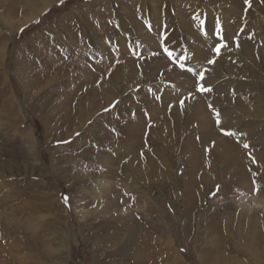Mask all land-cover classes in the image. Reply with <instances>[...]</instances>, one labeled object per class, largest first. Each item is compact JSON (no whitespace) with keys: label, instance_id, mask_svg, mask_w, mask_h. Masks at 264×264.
Here are the masks:
<instances>
[{"label":"rangeland","instance_id":"obj_1","mask_svg":"<svg viewBox=\"0 0 264 264\" xmlns=\"http://www.w3.org/2000/svg\"><path fill=\"white\" fill-rule=\"evenodd\" d=\"M40 1L23 20L22 0H0V264H245L228 237L264 221V1L201 0L219 42L183 4L169 30L165 0ZM209 61L255 83L201 90ZM252 239L263 263L264 231Z\"/></svg>","mask_w":264,"mask_h":264},{"label":"bare ground","instance_id":"obj_2","mask_svg":"<svg viewBox=\"0 0 264 264\" xmlns=\"http://www.w3.org/2000/svg\"><path fill=\"white\" fill-rule=\"evenodd\" d=\"M108 1L109 0H103V2H104V4H102L101 3V5H103L104 6V8L105 7H107V6H109L110 5V3H108ZM180 0H165V3H166V8H167V11H168V13L170 14V16H169V14L167 13V11H166V13H164V17H165V24H166V26H167V28H169V30H170V26H174V22H176V20H180V18L182 17V15L180 16V18L178 19V16H179V13H176L175 11H176V9L178 10V12H179V10H180V8L177 6V3L178 4H180V5H182L183 4V6H182V8L184 9V11L185 12H189L190 13V11L192 10V9H196L198 12H200V15H199V23H201V22H203V19H204V15H203V12H206L207 14H209L210 13V11L208 12V8H206V7H204L203 5V3L201 2V0H184V1H182V2H179ZM246 1V0H245ZM264 1V0H263ZM42 3L43 1H40V0H22V2L20 3V5H19V10L20 9H22L23 7H21V4H23L22 6H24V4L26 5V10L28 11V13H25V14H21L22 15V17H20L21 19H26V15H28L29 13H30V11L33 9V8H35L39 3ZM112 2H113V0H111V4H112ZM19 3V2H18ZM121 3V2H120ZM251 4V3H250ZM249 4V6H248V9L246 10V13H248V11L250 10V8L252 7V5L253 4H251L250 5ZM119 5V4H118ZM117 7V6H116ZM116 7H114V9H116V10H114V11H117V13H120V12H123V16L125 17V15H127L128 14V11L120 4V6H118L117 8ZM202 7L204 8V10L202 9ZM25 8V7H24ZM103 8V9H104ZM170 9H173L174 10V15L172 16L171 15V12H170ZM126 10V11H125ZM212 12H213V14L210 16V17H206V19H204V22H205V28H207V31L206 32H203L202 34H201V36H200V38H201V41L202 42H204V41H208L209 40V38H210V34H212V32H213V35H212V37L210 38V39H213V40H217V42H219V37L221 36L220 34H217V33H219L218 31H211L210 29H209V25H215V26H217V24H218V21H213V19H212V17L213 18H215V16L216 15H220V13L217 11V9H212ZM258 12H260V11H257L256 10V13L258 14L257 15V23H258V25L257 26H259L260 25V23H261V21L259 22V19H261V16H264V15H262V14H260V13H258ZM176 13V14H175ZM262 13V12H261ZM165 14H166V16H165ZM123 17V18H124ZM126 18V17H125ZM127 19V18H126ZM125 21V20H124ZM204 22H203V25H204ZM126 23H129L128 21H126ZM221 24H224V23H222V22H220ZM131 24V25H130ZM129 24V26L133 29V30H136L137 32H140V26H142V25H139L138 23H137V26H138V28H136V26H135V23L132 21L131 23ZM151 24H153V23H151ZM219 26V25H218ZM223 26H225V25H223ZM87 27V26H86ZM151 27H153V28H157V27H154V26H151ZM158 27H160L161 28V26L159 25ZM224 29V28H223ZM168 30V29H167ZM220 30V29H219ZM86 31H87V29H86ZM222 31V30H221ZM88 32V31H87ZM157 32H158V30H157ZM85 34H86V32H85ZM89 34V33H88ZM188 36V35H187ZM194 37H196V36H194ZM168 38H170L169 39V42H171V41H174V40H172L171 38V34L170 35H168ZM194 39V38H193ZM217 42H216V44H217ZM239 46H242V43H239L238 44ZM173 45H171L170 47H171V51L172 50H174V48L172 47ZM224 48V50H225V52L226 53H228L229 55H234V54H232V52H230L229 50H228V48L227 47H223ZM192 49H193V51L191 50V52L192 53H194V55H193V58L194 59H198V60H201V55H202V51H204V49L202 48V47H200L199 45L198 46H196L195 48H193L192 47ZM191 57H192V55H191ZM191 57H190V59L188 60L189 61V63H190V61L192 60L191 59ZM156 63V61H153L152 60V58L149 60H144L143 62H142V67H143V69H146V68H149L152 64H155ZM215 63V61H213V63H212V65L211 66H207V68L205 69V74H206V80H205V85H203L205 88H204V90H206V89H208V87H212V89L214 88V87H216L215 85H216V81H220V80H224L223 78H225V79H227V78H229L230 76H231V74L230 73H227V74H223V72H222V70H221V68L220 67H218L217 65H215L214 64ZM259 64H261V66L264 68V54H262L261 55V57H260V63ZM188 65V64H187ZM125 67V66H124ZM119 68H121L122 69V66H120ZM119 68H117V69H115L114 71H115V76H117V77H119L120 76V71H121V69H119ZM166 72H164L163 74H165ZM232 73H234V71L232 72ZM204 74V75H205ZM222 74H223V77H222ZM233 77L235 76V74L234 75H232ZM232 77V78H233ZM235 80H237L236 78H234ZM239 79H240V77H239ZM244 80V81H243ZM261 80V79H260ZM224 83H227L226 85L229 87L228 89H230V87H237V88H241V90L243 89V88H245V86L246 87H250L251 85H253V83H255L254 81H252V80H246V79H242V81H240V80H237V81H234V82H228V81H226V80H224ZM258 83V82H257ZM256 83V84H257ZM217 84H218V82H217ZM202 86V87H203ZM226 86V87H227ZM100 88V89H99ZM98 89L100 90V94H101V96H106L107 94V92H109V90H110V88L109 87H107V86H104L103 88L101 87V86H99L98 87ZM94 92H96V90H93ZM207 91V90H206ZM232 91H233V89H232ZM220 93V92H219ZM89 94H92V91H90L89 92ZM256 98V97H255ZM107 99H108V97H103V102L104 101H107ZM178 100V99H177ZM184 100V103H185V106L187 105L188 107H190V109L188 110V111H194V106H193V104L194 103H197V109H199L198 111H200V108H202V105L200 106V104L198 103L199 101H200V98L198 97V96H192V97H190V98H187V99H183ZM183 100H182V102H183ZM208 100V99H207ZM264 99L263 98H261V97H258V98H256V103H258V104H260V103H263L264 101H263ZM212 104H214V101H212ZM223 104V107L222 108H224V109H228V110H230V111H233V109H231V103H229V102H225V103H222ZM204 105H206V104H204ZM105 106V105H104ZM104 106H102V107H104ZM183 106H184V104H183ZM187 106H186V109H187ZM172 108V107H171ZM182 108H184V107H182ZM216 108V107H215ZM258 107H255V109H253V111H254V113H255V116L256 115H258L259 114V112H257V109ZM79 109H81V106H80V108ZM173 109V108H172ZM171 109V110H172ZM205 109H206V106H205ZM217 109V108H216ZM203 110H204V108H203ZM202 109H201V112L203 111ZM188 111H185L183 114H181V115H184L183 117H178L179 115H176L177 117H178V119L181 121V122H186L187 121V119L185 118L186 117V112H188ZM220 111V113H221V115H225V113H223L221 110H219ZM219 113V114H220ZM260 115V114H259ZM242 116V115H241ZM203 121H206L204 118H199V123H198V125L197 126H199L200 125V123L201 122H203ZM249 126V125H248ZM253 126H255V124H253ZM228 127H233V126H227V128ZM260 138V137H259ZM217 140V138L214 136V138H212V139H210L209 141H208V145L207 146H209L210 144H214L213 146H215V145H217V141H215V140ZM219 144V143H218ZM221 144V143H220ZM212 146V147H213ZM211 147V148H212ZM219 152H221V148L220 149H218L216 152H215V154H218ZM244 152V151H243ZM240 155V154H239ZM257 164V163H256ZM252 166V165H251ZM255 176H254V178H253V181L254 180H260V179H262V178H264V170H262V171H259V169H260V165H255ZM243 178H245L244 180H246L247 181V179H246V177H243ZM251 178V177H250ZM254 183V182H253ZM246 221V220H245ZM242 225H244V227H242V228H240V229H237V227L236 228H230L231 229V232H229V240H231V241H233L234 242V245L236 246V247H238L239 249H242L243 251H244V253H246V257H244L245 258V264H264V262L263 263H261L262 262V260H261V257H258V258H255V256L257 255V253H256V251H255V253H254V241H253V239H252V236H254L255 234H257V233H260V231L262 230V231H264V221H259V222H257V221H251V222H249L248 224H246V223H244V224H242ZM246 225V226H245ZM226 226V225H225ZM223 230H225V227H223ZM225 231H227V230H225ZM224 233H226V232H224ZM233 234V235H232ZM264 240V239H263ZM164 246H165V248H167V249H170V246H169V242H168V240H165V244H164ZM177 256V255H176ZM229 257V259L228 258H226V256H224V259L222 260V259H218V258H216L215 259V256L214 255H212L210 258H212L216 263H214V261H213V264H236V263H234V259H235V256L234 257H231V256H228ZM257 257V256H256ZM212 259H210V261L212 260ZM264 260V259H263ZM166 261L167 262H165L166 264L167 263H170V261H169V257H168V255H167V258H166Z\"/></svg>","mask_w":264,"mask_h":264},{"label":"snow or ice","instance_id":"obj_3","mask_svg":"<svg viewBox=\"0 0 264 264\" xmlns=\"http://www.w3.org/2000/svg\"><path fill=\"white\" fill-rule=\"evenodd\" d=\"M201 25H203V22H201ZM219 27V26H218ZM202 31H203V27H202V29H201ZM217 34H219V33H217ZM221 46H223V45H221ZM214 51H219V48H217V49H214ZM213 61H209V63H212ZM181 67H183V65H181ZM190 70V69H189ZM200 78L202 79L203 78V74H201V76H200ZM201 90H204L203 88H201ZM245 147H247V146H245Z\"/></svg>","mask_w":264,"mask_h":264},{"label":"crops","instance_id":"obj_4","mask_svg":"<svg viewBox=\"0 0 264 264\" xmlns=\"http://www.w3.org/2000/svg\"><path fill=\"white\" fill-rule=\"evenodd\" d=\"M22 5H23V4H21V7H23V8L19 10V13H20V16H19V17H22L21 14H23L24 12L27 11V10H26V6H25V4H24V6H22ZM24 7H25V8H24Z\"/></svg>","mask_w":264,"mask_h":264}]
</instances>
